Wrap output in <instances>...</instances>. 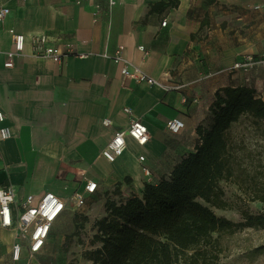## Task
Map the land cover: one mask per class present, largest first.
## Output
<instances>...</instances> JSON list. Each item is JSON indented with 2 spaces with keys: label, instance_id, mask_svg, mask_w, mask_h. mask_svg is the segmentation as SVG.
<instances>
[{
  "label": "crops",
  "instance_id": "0c3cea01",
  "mask_svg": "<svg viewBox=\"0 0 264 264\" xmlns=\"http://www.w3.org/2000/svg\"><path fill=\"white\" fill-rule=\"evenodd\" d=\"M112 1L0 0L9 9L0 21V111L11 134L0 142V186L12 185L20 198L46 191L70 198L84 178L98 187L87 203L141 195L138 155L155 183L166 177L193 150L218 88L252 86L264 99V14L253 9L262 0ZM11 30L25 41L6 67ZM42 33L63 53L60 63L35 56L31 39ZM118 48L130 69L163 86L123 77L112 59ZM247 55L256 61L247 72L233 68ZM172 85L180 87L166 89ZM175 117L185 123L179 134L167 129ZM133 118L145 123L149 140L141 146L126 137L122 155L107 161L101 149ZM0 241L10 257L14 231L0 227ZM41 254L23 251L18 262L47 264Z\"/></svg>",
  "mask_w": 264,
  "mask_h": 264
},
{
  "label": "trees",
  "instance_id": "16d2710c",
  "mask_svg": "<svg viewBox=\"0 0 264 264\" xmlns=\"http://www.w3.org/2000/svg\"><path fill=\"white\" fill-rule=\"evenodd\" d=\"M208 114L193 150L166 177L145 183L141 195L105 200L89 241L97 246L84 251L90 264H218L224 235L264 230V99L252 86L220 87ZM221 181L261 209L242 207L239 221L216 215L211 207H228Z\"/></svg>",
  "mask_w": 264,
  "mask_h": 264
},
{
  "label": "built area",
  "instance_id": "2783aa9c",
  "mask_svg": "<svg viewBox=\"0 0 264 264\" xmlns=\"http://www.w3.org/2000/svg\"><path fill=\"white\" fill-rule=\"evenodd\" d=\"M113 3L112 0H109ZM253 9L264 14V0L253 5ZM9 9L0 7V21L8 14ZM165 25V21L162 22ZM13 50L6 53L7 59L4 66L11 67L13 65V57L18 55L24 46L25 36L23 34L13 33L11 30ZM31 42L35 46L36 57L50 58L54 62L60 63L63 53L59 47L52 44L54 40L47 34L42 33L33 36ZM142 48V47H140ZM121 48H118L112 57L114 62H121V74L123 77L134 79L138 83L146 85L163 86L161 79H155L145 73L139 72L137 69H130L127 62L122 59ZM255 59L251 55H247L242 61L235 62L233 68H240L247 72L254 64ZM180 86L172 85L166 87L169 89H177ZM129 112V109H124ZM6 115L0 111V142L7 140L11 134L9 127L5 124ZM102 124L108 126L110 119L104 118ZM185 128L182 119L175 117L168 121L167 129L172 134H179ZM126 137L132 138L138 145H145L149 140V132L147 126L140 118H133L129 126L125 129L116 130L110 141L101 149V155L107 161H114L119 158L126 148ZM1 157V154H0ZM140 169L145 183H155L150 168L144 163V155H138ZM84 187L80 192L75 191L70 198H62L52 192L46 191L39 196L33 194L18 197L12 185L0 186V227L11 229L14 231V242L10 249V258L14 262L22 259V252H27V258L33 257L40 253L55 225L62 215L70 209L72 212H79L86 206L87 198L97 190V182L84 178Z\"/></svg>",
  "mask_w": 264,
  "mask_h": 264
},
{
  "label": "rangeland",
  "instance_id": "374dc122",
  "mask_svg": "<svg viewBox=\"0 0 264 264\" xmlns=\"http://www.w3.org/2000/svg\"><path fill=\"white\" fill-rule=\"evenodd\" d=\"M220 185L228 207L224 209L211 207L216 215L239 221L242 207L252 212L261 209L262 204L258 201H243V196L236 184L221 181ZM87 204L79 212L68 209L55 223L42 250L41 256L44 262L47 264L88 263L84 257V251L97 246H91L89 241L95 232L93 223L102 217L104 206L97 204L95 200ZM216 235L215 233L214 236ZM221 244L223 253L218 264H264V230L249 228L231 235H224L221 238ZM7 249L8 245L0 241V264H25L24 261V263L12 261Z\"/></svg>",
  "mask_w": 264,
  "mask_h": 264
}]
</instances>
